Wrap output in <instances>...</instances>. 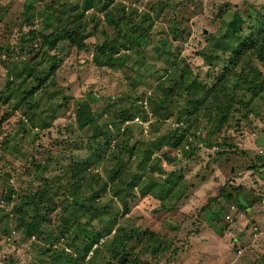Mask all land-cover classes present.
Returning <instances> with one entry per match:
<instances>
[{"label":"rangeland","instance_id":"374dc122","mask_svg":"<svg viewBox=\"0 0 264 264\" xmlns=\"http://www.w3.org/2000/svg\"><path fill=\"white\" fill-rule=\"evenodd\" d=\"M234 11L245 36L264 0H0V264H264V49L233 53ZM74 26L85 48L42 47L40 33ZM30 65L46 71L29 73L27 106L8 81ZM185 67L206 92L224 88L210 108L189 102ZM186 107L190 126L176 119ZM116 155L121 189L106 173ZM173 170L186 189L161 194Z\"/></svg>","mask_w":264,"mask_h":264},{"label":"trees","instance_id":"16d2710c","mask_svg":"<svg viewBox=\"0 0 264 264\" xmlns=\"http://www.w3.org/2000/svg\"><path fill=\"white\" fill-rule=\"evenodd\" d=\"M232 14H233L232 18L227 22H228L229 26L231 27L233 34L234 35L237 34V38L241 39L240 43L234 47L233 53H237L239 56H244L243 51L253 50V51H257V52H259V54H261L263 52V49H264V13L257 14V16L255 17V19H256L255 25L253 27H251V26L247 27V30H251V33L245 34V36H244V34H238V32H237L238 30L241 29V27L239 29L232 27L234 25L235 21L237 19L240 20V18H241L240 15H238L236 11H234ZM79 31L80 30L78 29V26H74V27H65V28H62L58 31H54L53 33H49V34L40 33L41 38H42L41 39V45H42V47H47V48L51 47L52 48L57 44V42L59 40H68L73 45H75L77 48H85V46H86V43H85L86 35L82 32H79ZM32 35H33L32 37H34V34H32ZM103 50L104 49L102 48V51ZM201 55L207 61L206 63L211 62V60L209 59V54H206L205 51H202ZM26 71H27V77H25L23 75L20 76L21 77L20 81H18L17 83H16V80L18 78H15L14 80L8 81V82L12 86L9 88V95L12 94L19 101L24 102L28 106L31 103H33V99L35 97V94L37 93V91H39L38 84L34 83V78L29 73H33L35 75L36 73H41V72L46 71V70L42 68V65H30L29 69L26 68ZM190 71H191L190 69L185 67V71L181 70V72L179 74V77L182 79V84H184L185 89H187V90L189 89L190 91H193L194 94L193 93L192 94L195 95V96L192 95L189 98V102L191 100H194L196 103L201 104L203 100H205L206 98H209L210 100L204 101L206 103V106H208V104H212V101H217L220 99V95L224 91V88L221 91L217 90L215 92H213V91H209V92L207 91L206 92L204 90L206 84L205 83L202 84L201 83L202 81L198 78L197 74L192 75ZM46 75H47V73H46ZM184 75H186V78H183ZM43 80H45V79H43ZM41 83L42 82H40L39 84H41ZM44 84L48 85V82H46ZM219 84H220V81H219L218 85ZM192 87H194V88L192 89ZM200 90L205 91L202 94L203 95L202 98L199 97V91ZM246 104H248V106L251 107V104L248 100L246 101ZM216 105L221 106L219 103H216ZM208 108H210V107L208 106ZM180 109H181V107H180ZM194 111H195V109H191V108L186 107L184 113L181 110L176 111V113L172 112V110L166 111V112H167V115H171V114L175 113L176 119L178 121H181L183 118L185 119V116H181V114H186V116H189V114H191ZM226 117L227 116H225V113H223V112L220 113V116L217 118L218 121H220V122H218L217 127H219L225 121ZM1 119L2 118H0V126H1V122H2ZM197 119H198V114L196 113L194 115V121L196 122ZM185 120H186L185 122L187 123L188 120L187 119H185ZM48 123H49V121H48ZM213 123H214V121H212V124ZM187 124H188V126H190L189 123H187ZM214 126H216V123L214 124ZM182 132L183 133L186 132V128H183ZM98 141H99L98 137H96L93 140L92 146L96 150L95 153H99L103 149V147L101 146V144ZM176 143H178V142L177 141L173 142V140L171 141V145H173V146ZM159 144H160V142H157L156 147H158ZM124 147L128 148L129 150H131L133 148V146H130L128 144H125ZM146 153L149 156L151 153V150L146 152ZM220 154H223L222 150L215 152L216 156H218ZM147 155H146V157H144V159H146L148 157ZM114 158H117L116 163L111 167L109 166L108 170H106V173L108 174V179L112 183H114V184L116 183L117 189H121L123 186L121 184L122 179L120 178L121 177L120 174H121V170L124 168V162L125 161L120 160L118 155H116ZM170 159L172 160L171 157H170ZM259 159H262V158H259ZM86 161L88 163L92 164L91 160L87 159ZM81 165H82V163H79V167L77 168L78 170H76V171H79L82 169ZM254 168H256V167H254ZM173 171H170L168 173L167 178H163V183H161V187L163 186V188H160V191L162 190L161 194L165 190L168 193L166 195H169V194L177 192L178 190L184 191L186 189L187 183L185 182V179L182 180L183 176H182V173L180 172V170L174 171V173H173ZM127 173L129 175L130 181L126 182V184L128 185L129 191H131L134 188V186L137 185L139 183V181H141V179L138 177V174L135 171L134 172L128 171ZM69 175H70V178H73L74 176H76L77 180L82 179V177H83L82 175L79 174V172H76L75 174H73V172H70ZM142 181H143V187H141V193L142 194H145V192L149 193L151 191V189L153 187H155L156 181L151 179V178L146 179V181L144 179H142ZM105 184H106V182L103 183V186L101 184L98 185L97 189L101 188L102 190H105L106 189ZM165 184H166V187H165ZM221 190H223V189H221ZM190 191H191V188L188 192H190ZM95 196L97 197L99 195L95 194ZM213 199L214 198L211 197L209 199V201H212ZM41 201L42 200H39L38 202H41ZM209 201L201 207L202 211L204 210V208L206 209L207 207H209V204H210ZM26 202H28V204L33 206L34 208L37 207V202L35 205L33 199H27V200L22 199L19 203L21 205L22 203H26ZM80 205H82L84 207L83 201L80 202ZM20 209H22V208L20 207ZM23 220H24L23 216L19 215L18 223L22 222ZM38 224H39V222L34 221V220L33 221L30 220V221L24 223L23 226L28 227V229H31V228L34 229V227L36 228V226ZM97 239H98V235H97ZM95 241L96 240H94L93 242H95ZM120 242H121V246H122L123 245L122 240H120ZM92 243H89L88 245L85 246L84 254L87 253L88 249L94 244V243L93 244ZM112 246L116 247L114 240H113ZM95 250H96V248L93 249V253L95 252ZM136 259H138L137 256H136Z\"/></svg>","mask_w":264,"mask_h":264}]
</instances>
